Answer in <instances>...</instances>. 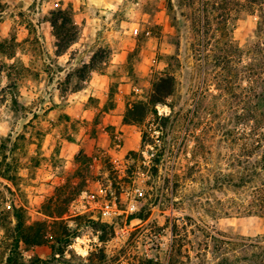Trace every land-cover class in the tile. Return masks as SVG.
Here are the masks:
<instances>
[{
  "label": "rangeland",
  "instance_id": "374dc122",
  "mask_svg": "<svg viewBox=\"0 0 264 264\" xmlns=\"http://www.w3.org/2000/svg\"><path fill=\"white\" fill-rule=\"evenodd\" d=\"M3 3L0 42L8 40L14 49L0 55V264H6L12 249L18 210L28 226L42 223L51 238L62 236L65 226L80 228L69 264H251V244L264 236V218L251 215L259 195L255 186L262 181L251 184V123L240 124L236 109L215 106L211 98L204 102L209 111H197L204 79L202 1ZM56 9L72 10L80 30L78 42L63 56L56 55L48 21ZM259 9H237L228 21L231 38L243 49L255 38ZM102 50L103 60L114 64L105 71L113 80L93 72L87 82H80L78 71ZM129 53L132 75L125 61H118ZM161 73L176 78L177 93L168 101L174 110L158 106L170 122L166 155L156 172L147 149L142 151V131L158 135L156 127L134 126L127 136L117 128L105 131L100 127L105 117L100 106L117 108L124 115L136 99L132 92L137 98L147 96ZM213 85L209 90L216 93ZM142 86L144 94L139 91ZM241 86L249 85L242 81ZM77 87L82 89L76 91ZM83 108L95 119L82 120ZM182 141V153L175 159L172 155ZM128 150L139 155L127 160ZM263 151L264 147L261 156ZM81 153L92 158L91 164L77 161ZM77 173L87 176L84 192L70 205L64 221L55 223L45 212L48 206L55 208L59 195L68 196L72 186L81 185ZM112 175L120 177L116 183L126 184L118 201L111 193ZM141 194L145 200L135 207L133 200ZM136 211L147 220L127 225V216ZM91 222L113 224L115 236L101 242L102 233ZM21 249L27 262L34 256L51 260L48 246L21 244ZM66 256L71 258L69 252Z\"/></svg>",
  "mask_w": 264,
  "mask_h": 264
},
{
  "label": "trees",
  "instance_id": "16d2710c",
  "mask_svg": "<svg viewBox=\"0 0 264 264\" xmlns=\"http://www.w3.org/2000/svg\"><path fill=\"white\" fill-rule=\"evenodd\" d=\"M3 1L0 0V20L5 11ZM201 1L202 19L199 31L202 36L201 50L203 52L204 79L200 100L197 103V111H209V104L204 102H206L207 98H211L215 100V106L221 103L222 105L226 104L236 109V113H239L237 118L241 122L240 124L251 123V184L258 180L262 181L260 184L258 183V186H255L259 195L255 199L256 203L252 205L251 215L260 214L264 218V176L261 173L262 170L264 171V151L262 156L260 154V150L264 147V4L262 0ZM256 5L260 7L258 10L260 14L255 38L243 49L231 38L228 21L237 9L253 12ZM48 19L56 40V55L63 56L78 42L80 35V30L74 23L72 10H53L49 13ZM215 23L217 26H214ZM13 49V44L10 41L5 40L0 42V55H4ZM131 55L133 54L129 53L127 61L124 64L126 69H128V75H132L133 73L130 66ZM105 58L106 52L104 50L95 53L90 63L78 71L80 82H87L89 75L93 72L108 75L105 71L110 66H113V64L110 60L105 62L103 60ZM242 74H245L243 80L240 79ZM109 77L111 80L114 78L112 75H109ZM242 81L246 82L249 86L242 87ZM210 83H214L213 86L216 93L209 90ZM151 87L150 94L142 98H137L138 94L135 91L132 92L131 96L133 98L136 96V99L126 109L123 115V123L138 127L145 124L149 128H152L151 126L156 127L155 132L158 135H153L149 130L142 131V151L147 149L151 156L152 169L157 172L161 159L166 155L167 150L164 144L168 138L166 129L170 122V116L161 115L158 106L167 105L174 110L173 105L168 104V101L174 98L177 93L176 78L169 73H161L152 80ZM81 89L77 87L76 91ZM139 91L141 94H144L145 88L142 86L139 88ZM105 109L108 111L111 108L106 106ZM188 133L189 128L186 129V134ZM232 133L228 132V135L230 136ZM183 144L184 142L182 141L176 155H172L175 159L182 153ZM148 146H151L152 150H149ZM138 155V152L130 151L127 155V160L134 159ZM255 155L261 156L259 161H253ZM81 160L88 164H91L93 161L92 158H88L84 153H81L77 158V161L80 162ZM141 160L142 163H145L143 156ZM76 177L83 179L81 185L72 186L74 191L68 196H65L67 194L62 191L64 188H61L63 193L55 199L57 205H55V208L48 206V211L45 212L55 223L64 221V215L67 214L70 205L84 192V188L87 185V176L77 173ZM118 178L120 177L113 175L111 178L115 180L111 193H113V197L117 201L126 192V184L122 182L116 183ZM241 179L240 181L242 182ZM113 197L111 196L110 199L112 200ZM144 200L142 194L136 195L133 204L135 207H138ZM145 209L143 212L147 211V208ZM142 214L137 211L129 214L127 216V225H130L133 220L145 222L147 217ZM74 218L82 220L85 217L77 216ZM15 219L17 221L14 228L15 237L6 264H51L53 262H60V260H64L65 264L72 262L74 252L71 251V246L74 240L81 235L78 232L80 228L73 229L65 226L62 236H53L51 238L48 237L42 223L28 226L22 210L15 212ZM91 224L94 225V229L98 233L101 231L102 234H98L101 242L107 241L105 236H115L116 230L113 224L100 222H91ZM178 227L176 223L173 225L172 232L174 237L178 236ZM21 244L27 248L48 246L51 249V260H43L34 256L30 257L27 262L21 249ZM68 252L71 255L70 259L66 256ZM251 264H264V236L259 238L255 244H251Z\"/></svg>",
  "mask_w": 264,
  "mask_h": 264
},
{
  "label": "crops",
  "instance_id": "0c3cea01",
  "mask_svg": "<svg viewBox=\"0 0 264 264\" xmlns=\"http://www.w3.org/2000/svg\"><path fill=\"white\" fill-rule=\"evenodd\" d=\"M114 5H115L114 6L115 10L119 8V2L118 1ZM127 58H128V56L126 57V60H125V56H123L118 61L119 62H124L125 61V63H126ZM115 61L116 60H114V62ZM101 76H103V77H107L108 76V78H110L109 75H105V74H102ZM100 107H102V110H100V111H103V114L105 115L104 120H103V124L100 125V127L104 126L103 130L106 131V129L113 130L114 128H117V129H120L124 133L125 136H127L129 133H131V131H132L134 126L133 125H127V124L123 123V115H122V113H120L119 109L114 108V109H109L108 111H106L105 106H100ZM89 114H90V109L89 108H85V109L83 108L79 115H81V119L82 120L85 119V118L87 119V121H92L93 119H95V116H91L90 117ZM106 134H107V132H106ZM106 144L107 143L104 142L103 143V147H106ZM130 151H134V150H128V153Z\"/></svg>",
  "mask_w": 264,
  "mask_h": 264
}]
</instances>
